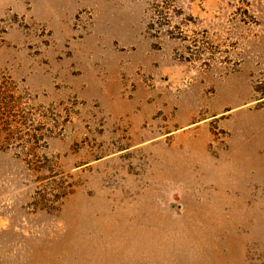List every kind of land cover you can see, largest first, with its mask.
I'll list each match as a JSON object with an SVG mask.
<instances>
[{
  "label": "rangeland",
  "instance_id": "1",
  "mask_svg": "<svg viewBox=\"0 0 264 264\" xmlns=\"http://www.w3.org/2000/svg\"><path fill=\"white\" fill-rule=\"evenodd\" d=\"M0 264H264V0H0Z\"/></svg>",
  "mask_w": 264,
  "mask_h": 264
}]
</instances>
